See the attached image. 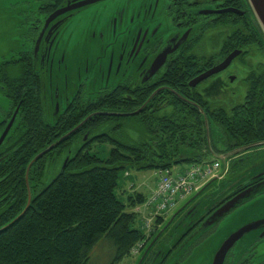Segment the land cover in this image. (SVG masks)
<instances>
[{
  "label": "trees",
  "instance_id": "16d2710c",
  "mask_svg": "<svg viewBox=\"0 0 264 264\" xmlns=\"http://www.w3.org/2000/svg\"><path fill=\"white\" fill-rule=\"evenodd\" d=\"M252 23L254 33L248 40L255 48L263 44L264 34L258 23L256 28ZM236 38L238 47L244 46L245 36L236 33ZM243 62L250 70L247 92L245 101L233 107L223 102H203L201 96L195 98L194 89L187 91L188 78L184 85L168 84L176 94L163 91L152 100L158 102L168 95L167 107L155 103L135 116L99 115L90 119L33 164L29 174L32 203L27 213L12 223L28 204L27 167L39 153L71 132L89 113L134 112L152 91L145 92L138 102L119 108L115 107L118 101L114 94L108 95L105 105L90 104L86 114L69 113L56 126L46 119L43 102L41 109L35 99L28 101L0 162V264H89L92 250L104 239L115 248L110 264L131 255L145 237L142 230L134 228L138 215L133 211L145 196L136 192L129 196L128 204L119 199L116 188L121 171L130 167L163 170L207 159L211 152L201 108L211 124L215 151H223L218 149L219 143L224 152H229L264 141V64ZM127 92L121 87L120 98ZM180 95L191 98L193 104ZM214 127L219 131L217 137ZM129 131L138 135L132 138ZM94 141L114 145L109 158L90 153ZM60 162L59 171L52 173L50 170ZM51 176V182L44 186Z\"/></svg>",
  "mask_w": 264,
  "mask_h": 264
},
{
  "label": "flooded vegetation",
  "instance_id": "af4514ba",
  "mask_svg": "<svg viewBox=\"0 0 264 264\" xmlns=\"http://www.w3.org/2000/svg\"><path fill=\"white\" fill-rule=\"evenodd\" d=\"M69 1L74 4L82 0H24L14 6L19 11L25 34L22 36L21 49H23L21 52H15L11 56L0 54V98H7L6 102L0 100V139L11 122L13 124L8 134L15 127L17 120L21 123L22 110L28 101L34 99L41 109L42 102L44 109H47L48 105L50 109L52 108L57 123L69 113L86 114L90 104L98 102L101 106L105 105L108 95L114 94L118 101L115 107L119 108V106H128L132 102H138L139 97L147 91L154 93L159 90L157 92L159 95L163 91L173 89L168 85L169 83H183L184 85L190 78L187 91L190 93L191 89H194L197 95L194 96L195 98L201 96V101H208L211 104L226 103L223 96L229 91H227L228 88L224 91L221 84L227 86L228 80L234 82L238 79L237 72L234 69L231 70V66L238 61L241 67L246 68L243 82L247 85L246 79L250 70L243 61L264 64V60L261 59L264 54V38L263 44L255 48L250 46L248 40L254 33L250 27L254 13L248 0H144L146 3L130 18L126 41L117 44V30L118 25L124 21L126 9L130 3L127 6L116 8L105 27L114 38L110 45H118V53L114 51L109 61V73L114 70L118 56L117 71L121 69L125 61L131 62L133 59L140 58L141 63L137 66L135 77L98 88L83 83L72 95H69L66 90H62L61 84H67L76 69L72 74L67 72V65H65L67 53L64 54L57 47L61 27L77 12L108 0H100L72 10L54 19L44 29L47 19ZM127 1L129 2V0H123L122 4ZM142 15H144L143 19H141ZM141 20L147 23L143 25ZM255 24L252 23L256 28ZM236 33H242L245 36L244 46L238 47L240 42L236 38ZM104 39V33H102L100 41L103 42ZM236 41L237 46H235ZM164 50L168 52L166 61L152 77H149L148 72ZM234 52L239 54L226 69L204 79L196 86L191 85L194 79L219 66ZM36 66L38 69H35ZM176 76L182 77V80H173L172 78ZM47 79L49 91L46 87ZM218 81L221 84L219 83V87L215 88ZM121 87L128 90L122 98L119 95ZM219 92L223 93L218 96ZM167 97L168 95L162 96L158 102H150L149 106L157 103L156 106L167 107ZM180 98L185 102L191 101L189 100L191 98L187 96ZM2 104L8 106L3 108ZM206 107L209 106L206 105ZM100 112H106V110L89 113V116ZM46 119L48 120L47 110ZM207 122L211 129L208 116ZM8 134L0 146V162L5 155L3 148L9 147ZM261 142L264 141L257 143ZM218 146L219 150L224 151L222 143ZM262 146L264 144L248 149L243 153V158L246 159L254 152L261 151ZM256 190L259 191L256 192ZM248 191L253 193L233 207L232 211L230 210L214 221L213 215L216 211L240 193ZM262 194H264V169L248 177L245 176L238 183L234 182L224 192L213 198L210 197L209 200L203 201L191 197L181 205L179 203L176 211L171 216H169L171 213L168 215L171 219L165 224V229L169 226L166 240L159 243V237L163 233L159 237H156L154 233V238L147 244L149 246L151 243L152 247L143 264H186V258L192 252L209 247L213 255L210 264H213L216 253L233 231L247 223L260 220L258 228L245 234L233 246L223 264H264V207L256 209L257 197ZM248 208L253 212L242 217L240 224L225 228L226 223L232 217ZM166 218L163 219L162 224ZM161 227L156 226L157 234L161 231ZM218 234L222 237L219 245L214 243ZM186 239L187 241L184 242ZM144 252L145 249L141 254L143 255Z\"/></svg>",
  "mask_w": 264,
  "mask_h": 264
},
{
  "label": "rangeland",
  "instance_id": "374dc122",
  "mask_svg": "<svg viewBox=\"0 0 264 264\" xmlns=\"http://www.w3.org/2000/svg\"><path fill=\"white\" fill-rule=\"evenodd\" d=\"M24 0H0V54L1 56H11L15 52H21V44H23V37L25 34V29L22 26V20L19 18V11L14 6L19 4ZM123 0H108L106 2L98 3L87 9H83L77 12L73 17H71L64 25L61 27V31L57 40V47L59 51H62L64 54L67 53L66 63L67 72L75 73L70 76L67 84H61L62 90H66L69 95H72L75 90L83 83H86L89 86H94L96 88L100 86L113 85L124 80H129L130 78L135 77L137 66L141 63L140 58L133 59L131 62H124L121 69L117 71L118 66V57H116L114 70L110 72V59L112 53L116 51L118 53V45H110V42L114 40L110 32L105 29L106 23L114 15V11L118 7H123L124 5L130 3L126 9L123 23L118 25L117 30V44H120L128 39V23L132 14L139 12L141 6L146 3L144 0H129L126 3L122 4ZM143 11V9H142ZM161 13V12H159ZM142 15L141 19H143ZM141 23L145 25L147 22L141 20ZM104 33V41H100V35ZM14 49V50H13ZM261 54V52L259 53ZM261 59L264 60V54L261 56ZM78 64V66H77ZM38 69V66L35 67ZM234 69L238 74V79L234 82L228 80L227 86L221 84L218 81L215 85V88L221 84V88L229 93H225L224 101L227 103V106L233 107L235 105L241 104L245 101V96L247 92V86L243 82V77L246 75V68L241 67L240 63L236 61L232 66L231 70ZM50 82V81H49ZM47 91H49L48 79L46 82ZM221 91V89L219 90ZM223 92H219L217 95H221ZM2 101H7V98H0ZM7 104H2L3 108H6ZM47 110V117L50 123L57 124L53 116L52 108L50 109L49 105ZM67 110V109H66ZM65 110V111H66ZM110 112L111 111H107ZM98 116V115H97ZM95 117V116H94ZM60 120V118L58 119ZM12 130L8 134L11 135ZM218 128L214 127V136L217 137ZM126 134V132H125ZM127 135V134H126ZM135 138L138 134L129 131L128 136ZM85 135L82 139L85 140ZM81 142L77 144L79 146ZM221 146V145H220ZM114 145L109 142H98L94 141L89 147L90 153L98 155L101 158L107 159L111 153ZM222 147V146H221ZM263 148V149H262ZM261 151L254 152L249 155L250 157L246 158L241 162L231 163L230 172L225 175L223 179H215L213 183L206 188V190L198 196L200 200H209L218 196L229 188L234 182H237L240 178L248 177L252 174L260 172L264 169V146H262ZM243 156V151L240 154V157ZM215 155L210 154L207 159H214ZM239 157V158H240ZM224 162V160H222ZM61 162L54 165L50 170L52 173H57L60 169ZM176 171L184 172L189 168V164L183 163L174 166ZM129 172V173H127ZM53 174V175H54ZM129 174V175H128ZM129 177V178H128ZM53 176L50 177V180L44 185L47 186ZM158 177L156 170H138L136 167H130L128 170L121 171L119 178V185L116 188V194L121 201L128 204L129 196L135 195L136 192L142 191L145 195L149 194L152 189L155 187ZM144 186V188H141ZM152 194V193H151ZM194 194L189 195L187 198L183 199L181 203L187 201ZM256 202L258 206L256 209L264 207V194L257 197ZM180 203V205H181ZM177 209V208H176ZM176 209H173L169 216H171ZM253 211L251 209H246L240 214L232 217L226 225L225 228L233 227L240 224L241 218L248 216ZM168 216V217H169ZM165 219L164 224L154 225L155 236L159 234L156 233V226L161 227V230L165 229L166 221L171 219V217ZM137 221L134 223V228L139 230H144L142 221L139 216H137ZM163 223V222H162ZM169 226L165 229L162 234V237L159 238L158 242H164L166 235L168 233ZM154 238V237H153ZM221 235L218 234L214 243L221 242ZM187 239L184 241L186 242ZM183 242V243H184ZM137 252L126 256L123 260L116 264H137L140 258L143 256L139 255L141 251V243L137 245ZM210 248V247H209ZM206 248L198 250L197 252H192L186 258V264H210L213 255L211 254V249ZM115 248L112 242L108 239L102 240L98 243L91 253V260L89 264H110L114 257Z\"/></svg>",
  "mask_w": 264,
  "mask_h": 264
},
{
  "label": "water",
  "instance_id": "95a60500",
  "mask_svg": "<svg viewBox=\"0 0 264 264\" xmlns=\"http://www.w3.org/2000/svg\"><path fill=\"white\" fill-rule=\"evenodd\" d=\"M100 0H82L79 1L77 3L72 4L71 1L68 2V4H66L65 6L60 7L59 9H57L45 22L44 25V29H46L50 23L58 18L61 17L62 15H65L66 13L71 12L72 10H76L82 7H85L91 3L97 2ZM249 4L253 10L254 13V20L258 22V24L260 25L263 34H264V0H248ZM61 23V21H60ZM59 23V24H60ZM239 53L234 52L232 53L223 63H221L219 66L214 67L212 70L206 72L205 74L197 77L196 79H194L191 82L192 86H196L198 83H200L201 81H203L204 79H207L208 77L219 73L220 71L226 69L232 62V60L238 55ZM168 52L166 50H164L156 59V61L154 62V64L152 65L150 71L148 72V76L152 77L157 71L158 69L164 64V62L166 61ZM172 90V89H171ZM159 91V90H158ZM158 91H155L152 96L143 104V106H141L138 110L134 111V112H129V113H116V112H100V113H94L90 116H88L87 118H85L77 127H75L71 132H69L66 136L62 137L57 143H54L52 145H50L48 148H46L44 151H42L41 153H39L28 165L27 167V172H26V183H27V187H28V192H29V196H28V204L26 205L25 209L23 210V212L12 222H16L17 220H19L21 217H23L27 211L29 210V207L32 203V191L30 188V183H29V174L31 171V168L33 166L34 163H36L39 159H41L44 155H46L48 152H50L54 147L57 146V144L59 142H61L62 140H64L66 137H68L69 135H71L72 133L76 132L80 127H82L86 122H88L90 119H92L94 116L97 115H107V116H121V117H125V116H135L140 114L141 112L144 111V109L148 106V104L151 102V100L153 99V97L157 94ZM174 91V90H172ZM176 93V91H174ZM204 113V111H202ZM207 121V119H206ZM13 122H11V124L8 126V128L6 129V131L4 132L2 138L0 139V146L2 145L6 135L8 134L11 126H12ZM209 134V131H208ZM209 136V135H208ZM210 139V137H209ZM264 142L261 143H256L253 145H257V144H263ZM209 146L211 147V144L209 142ZM244 149V148H243ZM243 149H240L238 151H242ZM230 157V155H221V156H217L215 155V158L219 159L222 163L221 166V170L219 172H217L214 176H212L204 185H202L193 195V197L198 198V195H200L201 193H203L206 188L208 186H210L213 181L215 179H223L225 178V175L228 172V166L229 163L227 161V158ZM222 160H224V162H222ZM66 164L64 165L63 169H65ZM243 178H240L237 182L238 183L242 180ZM259 190H256V192H258ZM253 193V192H252ZM251 192H242L239 195H237L236 197H234L233 199H231L229 202H227L222 208H220L218 211H216L214 213V217L213 219H215L214 221H216L218 218H221L222 216H224L227 212H229L233 207H235L237 204H239L240 202H242L243 199H245L246 197L250 196L252 194ZM213 221V222H214ZM212 223V222H211ZM261 223L260 221H253L250 223H247L245 225H243L242 227H240L239 229L233 231L228 238L224 241L223 245L221 246V248L219 249V251L216 253L215 258H214V262L213 264H223L226 255L228 254V252L233 248V246L247 233L251 232L252 230L256 229L259 227V224ZM162 231V232H161ZM158 234V237L161 235V233H163V231H165V229L161 230ZM157 239V238H156ZM151 242V241H150ZM152 247L151 243L149 246L145 247V252L143 253V256L140 258V260L138 261L137 264H143V262L145 261V259L147 258V254L150 250V248Z\"/></svg>",
  "mask_w": 264,
  "mask_h": 264
},
{
  "label": "built area",
  "instance_id": "2783aa9c",
  "mask_svg": "<svg viewBox=\"0 0 264 264\" xmlns=\"http://www.w3.org/2000/svg\"><path fill=\"white\" fill-rule=\"evenodd\" d=\"M219 168V162L214 161L193 164L183 173L171 169L160 171L156 189L143 207L138 209V212L143 214L144 227L150 231L155 220L175 207L178 201L196 191L199 184L211 177ZM137 250L138 247L134 249V253Z\"/></svg>",
  "mask_w": 264,
  "mask_h": 264
},
{
  "label": "crops",
  "instance_id": "0c3cea01",
  "mask_svg": "<svg viewBox=\"0 0 264 264\" xmlns=\"http://www.w3.org/2000/svg\"><path fill=\"white\" fill-rule=\"evenodd\" d=\"M156 174H157V177H158V179H159V175H158V173L156 172ZM158 179H157V181H158ZM157 181H156V184H157ZM155 187H156V185H155ZM154 187V188H155ZM141 188H144V186H141ZM154 188L152 189V191L149 193V194H144L142 191H139V193H142L144 196H145V198H148L150 195H151V193L153 192V190H154Z\"/></svg>",
  "mask_w": 264,
  "mask_h": 264
},
{
  "label": "bare ground",
  "instance_id": "6f19581e",
  "mask_svg": "<svg viewBox=\"0 0 264 264\" xmlns=\"http://www.w3.org/2000/svg\"><path fill=\"white\" fill-rule=\"evenodd\" d=\"M128 178H129V177H128ZM250 180H251V179H250ZM248 181H249V180H248ZM155 185H156V184H155ZM198 196H199V195H198ZM210 203H211V202H210ZM200 204H201V203H200ZM231 211H232V210H231ZM231 219H232V218H231ZM161 237H162V236H161ZM159 238H160V237H159ZM175 242H176V241H175ZM157 243H158V242H157ZM159 243H161V242L159 241ZM188 243H189V242H188ZM175 244H176V243H175ZM179 244H180V243H179ZM247 244H248V243H247ZM176 245H177V244H176ZM243 246H244V245H243ZM246 246H247V245H246ZM238 247H239V246H238ZM168 248H169V247H168ZM239 248H240V247H239ZM244 248H245V247H244ZM247 248H248V247H247ZM183 250H184V249H183ZM178 254H179V253H178ZM241 254H242V253H241ZM176 258H177V257H176ZM257 260H258V259H257ZM257 260H256V261H257ZM167 262H168V260H167ZM170 262H171V261H170ZM170 262H169V263H170ZM171 263H172V262H171Z\"/></svg>",
  "mask_w": 264,
  "mask_h": 264
}]
</instances>
